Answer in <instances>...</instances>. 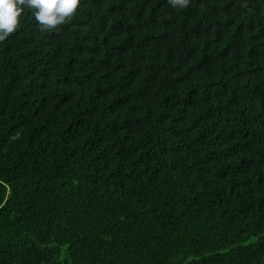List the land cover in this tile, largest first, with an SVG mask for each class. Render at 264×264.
Masks as SVG:
<instances>
[{"label": "trees", "instance_id": "obj_1", "mask_svg": "<svg viewBox=\"0 0 264 264\" xmlns=\"http://www.w3.org/2000/svg\"><path fill=\"white\" fill-rule=\"evenodd\" d=\"M0 41V264H264V0H79Z\"/></svg>", "mask_w": 264, "mask_h": 264}, {"label": "clouds", "instance_id": "obj_2", "mask_svg": "<svg viewBox=\"0 0 264 264\" xmlns=\"http://www.w3.org/2000/svg\"><path fill=\"white\" fill-rule=\"evenodd\" d=\"M172 3L185 4L186 0ZM78 4L79 0H0V41L16 30L23 6L34 10L41 30H51L71 19Z\"/></svg>", "mask_w": 264, "mask_h": 264}]
</instances>
